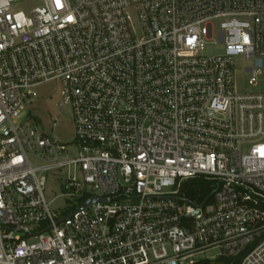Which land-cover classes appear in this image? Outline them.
<instances>
[{
  "label": "built area",
  "instance_id": "2783aa9c",
  "mask_svg": "<svg viewBox=\"0 0 264 264\" xmlns=\"http://www.w3.org/2000/svg\"><path fill=\"white\" fill-rule=\"evenodd\" d=\"M239 56L264 83V0H0V264H264V92L236 91ZM50 82L70 143L24 115Z\"/></svg>",
  "mask_w": 264,
  "mask_h": 264
},
{
  "label": "rangeland",
  "instance_id": "374dc122",
  "mask_svg": "<svg viewBox=\"0 0 264 264\" xmlns=\"http://www.w3.org/2000/svg\"><path fill=\"white\" fill-rule=\"evenodd\" d=\"M37 3H27L21 5L22 8L35 7ZM134 21L137 24V18L133 15ZM138 25V24H137ZM224 54L223 45H210L204 53L194 54V56H216ZM245 62L242 57L235 59L236 83L235 88L238 93L246 92H264V83L260 82L255 87L248 85V77L243 72ZM38 94L34 102L27 105L24 115L27 113L36 125L45 131V134L53 139H57L62 143H70L74 137V127L72 122L71 110L69 107L59 111L58 103L60 101L61 85L59 82H50L39 86L36 89ZM37 165H42V162L34 159ZM47 187L45 196L50 203V207L54 211H67L73 208L68 206V202L64 198L63 189L56 181V176L48 174ZM75 204V203H73ZM72 205V204H71ZM74 206V205H73ZM65 209V210H64ZM217 252L212 251L207 253L208 256H213Z\"/></svg>",
  "mask_w": 264,
  "mask_h": 264
},
{
  "label": "trees",
  "instance_id": "16d2710c",
  "mask_svg": "<svg viewBox=\"0 0 264 264\" xmlns=\"http://www.w3.org/2000/svg\"><path fill=\"white\" fill-rule=\"evenodd\" d=\"M183 193L190 199L201 201L211 194V183L204 179L189 180L184 183ZM220 261L228 263V259L223 258ZM218 261L215 264H221ZM238 261V260H237ZM199 264H210L209 261H202Z\"/></svg>",
  "mask_w": 264,
  "mask_h": 264
},
{
  "label": "water",
  "instance_id": "95a60500",
  "mask_svg": "<svg viewBox=\"0 0 264 264\" xmlns=\"http://www.w3.org/2000/svg\"><path fill=\"white\" fill-rule=\"evenodd\" d=\"M104 201L106 202L105 199H99V198H92L91 200H89L87 203L84 204L83 208H86L87 206L93 204V203H97V202H101Z\"/></svg>",
  "mask_w": 264,
  "mask_h": 264
}]
</instances>
